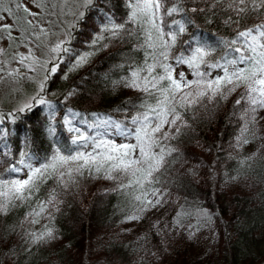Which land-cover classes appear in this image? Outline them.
<instances>
[{"label": "trees", "instance_id": "16d2710c", "mask_svg": "<svg viewBox=\"0 0 264 264\" xmlns=\"http://www.w3.org/2000/svg\"><path fill=\"white\" fill-rule=\"evenodd\" d=\"M32 1L41 7L55 2ZM174 3L184 10L163 15V8ZM228 3L163 0L165 39H169V31H176L173 21L186 29L177 35L169 51L167 63L174 67V77L183 72L187 80L196 79L193 70L187 64L177 66L173 56L188 57L197 46L208 50L205 59L209 65L224 64L237 55L232 49L240 43L232 45L231 41L251 20L231 23L229 17H236ZM128 4L129 0H93L84 8L82 19L76 16L64 40L71 51L61 54L57 71L41 93L48 103L23 112L0 107V179H26L29 166L39 168L50 163L57 149L60 155L68 156L77 151L91 152L92 140L135 143L134 135L128 134L139 126L133 124V117L146 111L141 107L145 100L149 104L155 101L121 81L145 67L146 60L152 64L147 53L153 50L147 48L138 23H127L130 35L122 30L119 38L104 31L112 28L110 19L115 24L125 23ZM194 8L197 11L193 12ZM4 12L13 20L14 28L29 33L28 14L21 0H0V17ZM97 37L103 38L93 43ZM85 53L94 54L76 67L79 56ZM56 58L48 68L54 66ZM200 71L207 72L209 78L223 75L222 69L206 65H201ZM154 73L163 75V69L157 67ZM240 91L237 89L227 100H205L178 109L188 125L179 133L165 125L164 131L174 138L162 141L161 147L176 151L166 156L159 183L152 185L160 190L161 203L145 212L133 207L132 197L139 192L113 191L119 181L99 178L103 173L77 176L67 187L59 183L58 173L38 178L39 189L29 200L19 202L6 215L0 214V264H255L264 259V139L236 146L242 122L239 112L233 115V106ZM261 121L258 135L264 137ZM78 134L86 140L73 143ZM154 151L159 152V148ZM13 164L21 171L10 172ZM243 180L252 190L229 191L230 185ZM53 190L55 208L49 205L39 223H30L29 214L37 203L48 201ZM148 199L154 201L156 197L149 191ZM128 215L140 219L128 220ZM45 226L55 238L33 243L30 234L39 235Z\"/></svg>", "mask_w": 264, "mask_h": 264}, {"label": "snow or ice", "instance_id": "6c2138e0", "mask_svg": "<svg viewBox=\"0 0 264 264\" xmlns=\"http://www.w3.org/2000/svg\"><path fill=\"white\" fill-rule=\"evenodd\" d=\"M92 2L93 0H83L86 8ZM220 2L221 0H216V3ZM162 5L163 0H129V14L125 23L115 24L110 19L112 28L106 27L104 29L106 32L110 31L113 38H119L122 30L128 33L127 23H138L144 31L147 48L153 50L147 53L154 61L152 64H148L146 60L145 67L133 71L130 78L121 81L125 87L144 92L155 101L154 104H149L145 100L141 107L145 108L146 111L133 117V124L139 126L128 134L134 135L135 143L117 145L107 140H92L93 150L91 152L77 151L75 155L68 156L60 155L59 149H57L50 163L39 168L29 166L30 174L27 175L26 179H0V214L6 215L13 207L18 206L19 202L29 200L39 189L38 178L45 176V174L56 173L60 177L59 183L63 184L64 187H67L69 183H75L77 176H84L86 173L91 176L93 172L103 173V176L99 178L119 181L117 186L112 189L113 191L126 192L128 189H133V191L139 192L138 195L132 197L133 207L136 211L142 213L156 207L161 203L159 199L160 190L153 188L152 185L159 183L158 174L166 164V156L176 151L172 148L161 147L162 141L174 138L171 132L164 131L165 125H168L175 133H179L182 127L188 125L178 109H187L196 104H202L205 100H227L228 96L236 92L237 89L241 91L235 100L233 115L235 116V113L239 112V119L242 123L240 124V134L235 138L236 146L242 147L257 139H264L258 135L257 128L259 122L264 120V115H261L264 113V0H229L228 8L236 17L235 20L232 16L229 17L231 23L241 24L251 20L250 24L236 31L235 39L231 41V44L235 45L239 42L240 47L232 49L237 55L231 60H226L224 64H207L205 57L209 55V52L205 46L195 47L192 55L188 57L173 56L177 66L187 64L193 70L196 77L194 80H187L183 72L178 74V78L174 77L175 69L167 63L169 51L175 45L177 35L185 32L186 29L179 21H173V24L176 25V31H169L167 33L169 39H165L162 27ZM16 6L17 8L21 7L19 4ZM52 7L58 8L59 4L54 2ZM183 10L182 6L178 7L174 3L171 7L163 8V15L171 16L173 13ZM6 11L11 13L10 9H6ZM192 11L195 12L197 9L194 8ZM24 12L32 16L37 15L30 13L26 7ZM52 14L55 15L56 13L53 12ZM83 15V13H79L78 18L82 19ZM252 17L256 19H252ZM3 18L0 17V19ZM27 23L32 25L31 20H28ZM145 25L147 27H144ZM11 27L8 24L0 26V38L5 33L11 38ZM41 34L46 35L43 31L36 33L37 36ZM128 34L130 35V33ZM102 38L97 37L93 43H97ZM66 43L67 41L61 40L50 49V53L57 56L54 60V66L46 69L44 81L39 86V92L36 96L29 97L18 109L19 112L31 110L35 105L48 103L42 98L41 93L45 89L46 81L51 78V74L57 71L59 62L63 59L61 54H67L71 51L64 46ZM41 46H44L43 41H41ZM3 51L0 49V52ZM93 54L80 55L75 66H80ZM18 55L22 65L29 58H32L33 64L39 63L33 57L31 50L28 56ZM13 58L15 59L16 56ZM201 65H206L209 68H220L223 75L209 78L207 72L200 71ZM157 67L163 69V75L154 73V69ZM3 71V68H0V72ZM14 71L17 75L20 74L19 69ZM142 72L147 74L141 76ZM8 75L11 76L12 73H8ZM2 80H4V76H0V81ZM161 82L165 83L162 84ZM185 89L187 90L185 91ZM0 119H3L2 115H0ZM85 140L83 135L78 134L73 143L84 142ZM155 148H159V152L154 151ZM23 163L24 160L21 159L20 164ZM65 165L70 166L65 170ZM49 169L52 171L49 172ZM9 171L18 173L21 169L13 164ZM149 191L153 197H156L154 201L148 199ZM49 205L53 208L56 206L55 190L50 194L48 201L37 203L36 208L29 214L30 223H39V217ZM205 215L208 216L207 213ZM126 219H140V216L128 215ZM11 231L14 232L15 229L13 228ZM30 236L33 243L55 238L52 230L47 226L39 235L31 233ZM0 246H3L2 237H0ZM7 247L10 250L12 244L9 243ZM0 255H2V251H0Z\"/></svg>", "mask_w": 264, "mask_h": 264}, {"label": "rangeland", "instance_id": "374dc122", "mask_svg": "<svg viewBox=\"0 0 264 264\" xmlns=\"http://www.w3.org/2000/svg\"><path fill=\"white\" fill-rule=\"evenodd\" d=\"M21 2L30 13L37 14L35 16L27 15V20L32 21L28 34L14 28L13 20L7 13L4 12L1 16L4 18L0 19V26L4 24L12 26L10 29L11 38L7 33L0 38V49L4 50L0 52V68L4 70L0 72V76H4V80L0 81V107L8 106L13 109H19L29 97H33L39 92V86L44 81L46 69L56 55L50 53V49L57 42L66 39L68 30L72 28L76 16L83 13L85 8L83 0H55L59 7L56 14L53 15L54 11L51 5L41 7L32 0H21ZM41 31L46 35L37 36L36 33H41ZM41 41L44 46H41ZM30 50L39 63L33 64L32 58H29L22 65L19 62L18 54L28 56ZM14 56H16L15 59ZM17 69L20 70L19 75L14 71ZM8 73H12V75L9 76ZM259 124H263L262 121ZM249 185L248 181L243 180L228 185V188L230 192L242 193L252 190L253 187ZM255 264H264V259L255 262Z\"/></svg>", "mask_w": 264, "mask_h": 264}]
</instances>
